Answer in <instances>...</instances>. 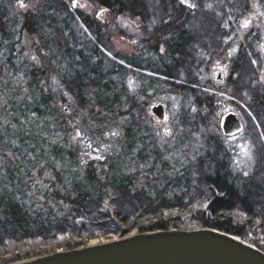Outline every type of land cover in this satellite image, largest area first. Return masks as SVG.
<instances>
[{"label":"trees","instance_id":"trees-1","mask_svg":"<svg viewBox=\"0 0 264 264\" xmlns=\"http://www.w3.org/2000/svg\"><path fill=\"white\" fill-rule=\"evenodd\" d=\"M77 1L102 9L110 22L125 16L137 21L149 38L146 52H115L107 27L73 10V0H25L35 5L29 9L0 0V255L29 240L76 237V248L82 239L124 237L134 229L170 230L179 227L184 212L193 226L240 237L264 253L258 41L250 33L251 43L230 60L228 93L213 88L212 63L206 61L231 47L235 17L249 14L253 0H193L197 7L189 10L179 0ZM127 76L179 97L185 130L208 128L221 104H233L250 131L253 171H232L231 154L218 139L207 138L205 155L190 157L174 173L166 153L149 143L151 132L140 121L144 103L137 106L125 92L132 79ZM101 114L109 115L107 123L129 118L118 143L87 126ZM77 132L81 138L70 146L68 137ZM199 200L208 202L204 211L194 210ZM170 211L179 215L163 217ZM148 219L156 221L143 226Z\"/></svg>","mask_w":264,"mask_h":264},{"label":"rangeland","instance_id":"rangeland-1","mask_svg":"<svg viewBox=\"0 0 264 264\" xmlns=\"http://www.w3.org/2000/svg\"><path fill=\"white\" fill-rule=\"evenodd\" d=\"M193 2V0H191ZM77 7H72L73 10L79 11L84 15L95 17L98 22L107 27L109 31V38L112 43L115 52L120 53L123 56L133 57L138 54L139 51H142L143 54L146 52L144 48L145 42L149 41L147 35L142 31V26L135 20L129 17H118L113 22L109 21L107 13L102 9L95 7L91 4L77 1ZM182 8L189 10L186 6L182 5ZM244 20H248L249 26L247 28L242 27ZM236 35L234 42L231 47L226 51L224 55L219 58H216L212 61L209 58L206 61L212 63L210 69V80H212L213 88L221 90L222 92L228 93L226 80L229 77L230 69L229 62L233 59L236 51L240 46H243L245 42L251 43L252 38H248V35L252 33V37H255L258 41V46H254L255 52H257L262 61H263V71L264 73V51H261V46H264V0H253L251 12L247 15H237L235 17ZM247 39V40H246ZM246 43V44H247ZM234 50V51H233ZM211 54H209L210 56ZM205 68L201 67V72L204 73ZM202 73V74H203ZM262 73L261 78L262 80ZM219 75L220 80L216 82V77ZM127 78H132L128 80L127 88L125 92L132 95L137 100L136 105L139 106L141 103H144L142 106V117H140L141 125H147V128L151 132V140L149 141L155 148L160 149L166 153L165 159L168 162L172 171H179L184 165L187 164V160L194 157L204 156L208 149L207 138L209 139H218L223 144L225 150L231 154V169L235 173L244 175L245 172H248V175L253 171L254 166H256L257 156L254 151L253 145L250 141L248 133H250L247 125L244 123L243 119L240 116V113L236 111V108L230 102L221 104L217 110V117L212 119V125H209L208 128L199 127L195 130H185L180 124V98L170 93L168 88L165 86L152 87L149 85H144L137 82L134 77L127 76ZM205 78H201L200 81L204 84ZM210 89V87H209ZM161 105L165 112V120L163 122L158 121L155 116L151 113V108ZM121 113H126V107H120ZM95 113H99L98 109L93 108ZM226 112H233L236 114L237 118L242 122V132L237 136L225 137L222 135L219 128V121ZM120 113V114H121ZM98 116L99 121L94 120L86 121L87 126L91 131L99 129L103 133H107V138L112 144L118 143L122 139L123 127L127 125L129 120L128 117L117 118V120L112 122H106V118H109V115L101 114ZM84 117L83 115H81ZM138 116V115H137ZM134 114V117H137ZM88 128V129H89ZM115 131L119 135L112 136L111 133ZM168 133L167 135L165 133ZM209 134L212 136L209 137ZM215 136V137H214ZM74 134L68 137V144L70 146H75L77 139ZM242 148L248 152L252 157L251 160L247 158L245 152L242 151ZM80 149V148H79ZM93 159V158H91ZM207 206V201L199 200L194 204V210L204 211ZM179 214L175 211L165 212L163 217H176ZM190 213L184 212L179 215L180 224L176 230H194L201 229L198 226H193L190 222L186 221ZM156 219H148L142 222L143 226H147ZM172 230V229H170ZM131 233H137L134 229ZM117 236L109 237H98L89 241L82 239L83 245L89 244L93 240H108L116 238ZM80 241V239L73 237L69 238L66 236H61L49 243H41L38 240H29L25 243L13 245L3 251L0 255V264H11L20 262L23 260L40 257L43 255H48L56 251H65L71 250L74 246V243ZM77 248V247H76ZM31 254L32 257L26 258L23 260H17L15 257L23 258L26 254Z\"/></svg>","mask_w":264,"mask_h":264},{"label":"water","instance_id":"water-1","mask_svg":"<svg viewBox=\"0 0 264 264\" xmlns=\"http://www.w3.org/2000/svg\"><path fill=\"white\" fill-rule=\"evenodd\" d=\"M151 113L158 121L165 120L161 105L152 107ZM219 128L225 137L242 132L240 120L231 112L220 119ZM11 264H264V253L240 237L214 229H172L130 233Z\"/></svg>","mask_w":264,"mask_h":264},{"label":"snow or ice","instance_id":"snow-or-ice-1","mask_svg":"<svg viewBox=\"0 0 264 264\" xmlns=\"http://www.w3.org/2000/svg\"><path fill=\"white\" fill-rule=\"evenodd\" d=\"M17 3H18L19 8H21V9H29V8H34L35 7V5L32 4V3H25V0H17ZM179 4L180 5H184V6H186L189 9H195L197 7V5L195 3H192L191 0H179ZM77 6L78 5L76 3V0H73L72 7H77ZM164 22L167 23L168 21H164ZM249 23L250 22L248 20H244L243 23H242V27L247 28L249 26ZM161 51L162 52L164 51L163 47H161ZM261 51H264V46H261ZM255 63H256V61H253V64H255ZM260 82L264 83V73H262V80ZM249 114H251V113H249ZM165 134L167 135L168 133L166 132ZM111 135L112 136H117V135H119V133L113 131L111 133ZM79 138H81V133L77 132L76 133V137H74V139H79ZM242 151L245 152V155L247 156V158L249 160L252 159V157L248 154V152L245 150V148H242ZM96 159H100V157H96ZM244 175L247 176L248 172H245Z\"/></svg>","mask_w":264,"mask_h":264},{"label":"bare ground","instance_id":"bare-ground-1","mask_svg":"<svg viewBox=\"0 0 264 264\" xmlns=\"http://www.w3.org/2000/svg\"><path fill=\"white\" fill-rule=\"evenodd\" d=\"M97 241H98V242H101V241H103V240H93V241L90 242V245L95 244ZM57 252H58V251H57Z\"/></svg>","mask_w":264,"mask_h":264},{"label":"built area","instance_id":"built-area-1","mask_svg":"<svg viewBox=\"0 0 264 264\" xmlns=\"http://www.w3.org/2000/svg\"><path fill=\"white\" fill-rule=\"evenodd\" d=\"M207 205H208V202H207Z\"/></svg>","mask_w":264,"mask_h":264}]
</instances>
